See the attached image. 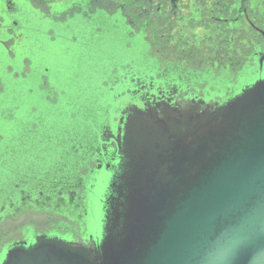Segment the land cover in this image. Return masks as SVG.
Wrapping results in <instances>:
<instances>
[{
	"label": "water",
	"instance_id": "obj_1",
	"mask_svg": "<svg viewBox=\"0 0 264 264\" xmlns=\"http://www.w3.org/2000/svg\"><path fill=\"white\" fill-rule=\"evenodd\" d=\"M203 104L159 100L121 111L117 169L106 165L109 176L88 196L89 244L41 234L13 243L0 264H264V78ZM76 109L66 150L73 174L58 183L67 203L55 201L75 211V229L85 233L76 203L93 181L84 174L91 162L74 145L103 115Z\"/></svg>",
	"mask_w": 264,
	"mask_h": 264
},
{
	"label": "flooded vegetation",
	"instance_id": "obj_2",
	"mask_svg": "<svg viewBox=\"0 0 264 264\" xmlns=\"http://www.w3.org/2000/svg\"><path fill=\"white\" fill-rule=\"evenodd\" d=\"M26 6L36 11L34 29L19 19ZM32 39L40 49L66 53L67 86L58 87L52 70L22 53L17 71L6 65L8 99L14 92L23 99L39 92L55 113L73 117L75 105L103 117L92 136L74 145L84 149L82 162H91L84 174L92 173L93 181L76 203L86 232L77 231L66 214L7 216L0 226V262L13 243H31L41 234L89 244L88 196L109 176L106 165L117 169L114 138L125 108L147 110L159 100L181 108L203 101L205 108L264 78V0H0L4 52L13 60L15 46L26 51ZM14 78L24 86L12 93ZM62 102L68 105L64 110L58 109Z\"/></svg>",
	"mask_w": 264,
	"mask_h": 264
},
{
	"label": "rangeland",
	"instance_id": "obj_3",
	"mask_svg": "<svg viewBox=\"0 0 264 264\" xmlns=\"http://www.w3.org/2000/svg\"><path fill=\"white\" fill-rule=\"evenodd\" d=\"M30 29H34L37 23L36 11L26 6L25 16L20 17ZM45 27L48 28V25ZM7 39V38H6ZM26 51H21L18 46L14 48L15 58L12 60L0 47V226L7 216L20 215L25 212L42 214H66L75 217V211L68 205H57L56 199H60L65 192L58 187L59 182L64 181V172L73 174L74 159L68 155L69 134L73 128L72 120L67 114L54 112L51 105L46 102L40 93L35 97L23 99L17 97L13 91L22 88V82L12 79L10 87L12 96L8 99L5 86L6 65L14 66L18 70L20 54L27 56L40 69L49 68L58 76L55 83L65 89L68 83L66 65V53L56 51L47 46L40 49L32 39ZM28 86L35 87L33 81H27ZM102 99L100 103H103ZM65 102L58 105V109L68 106ZM76 104V102H75ZM40 111L35 116L33 109ZM74 108H78L74 105ZM12 109L13 116L9 115ZM64 112V111H63ZM44 114V116H41ZM80 119H86L83 114ZM38 129L33 130L32 125ZM64 127L65 130L56 131V128ZM46 128V129H44ZM42 129V130H41ZM47 130L48 135L42 133ZM50 134V136H49ZM47 137V138H45ZM106 180V177H103ZM104 185L97 189V195L102 194ZM56 197V198H55ZM48 198L47 202H42ZM54 201L53 204L49 203ZM67 203V200H65ZM97 206V203H95ZM99 215V212H97Z\"/></svg>",
	"mask_w": 264,
	"mask_h": 264
}]
</instances>
